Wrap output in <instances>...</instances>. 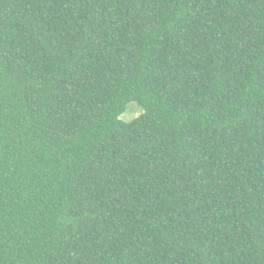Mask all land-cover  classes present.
Listing matches in <instances>:
<instances>
[{"label":"trees","instance_id":"16d2710c","mask_svg":"<svg viewBox=\"0 0 264 264\" xmlns=\"http://www.w3.org/2000/svg\"><path fill=\"white\" fill-rule=\"evenodd\" d=\"M0 264H264V0H0Z\"/></svg>","mask_w":264,"mask_h":264},{"label":"rangeland","instance_id":"374dc122","mask_svg":"<svg viewBox=\"0 0 264 264\" xmlns=\"http://www.w3.org/2000/svg\"><path fill=\"white\" fill-rule=\"evenodd\" d=\"M142 112L143 109L136 102H130L125 112L120 116V119L124 122H129L138 117Z\"/></svg>","mask_w":264,"mask_h":264}]
</instances>
